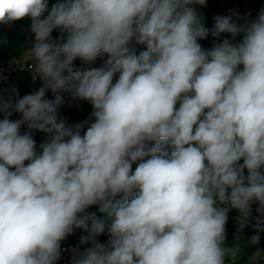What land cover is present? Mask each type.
Here are the masks:
<instances>
[{"label":"clouds","instance_id":"9594fccd","mask_svg":"<svg viewBox=\"0 0 264 264\" xmlns=\"http://www.w3.org/2000/svg\"><path fill=\"white\" fill-rule=\"evenodd\" d=\"M206 4L0 0V26L31 21L25 51L41 81L23 96L0 91V264H57L75 228L90 246L71 264H226L238 251L225 246L229 213L239 240L253 205L248 244H259L264 8L209 29L196 7ZM64 94L91 105L87 120L60 115ZM96 205L106 218L86 214ZM248 264H264V250Z\"/></svg>","mask_w":264,"mask_h":264},{"label":"rangeland","instance_id":"374dc122","mask_svg":"<svg viewBox=\"0 0 264 264\" xmlns=\"http://www.w3.org/2000/svg\"><path fill=\"white\" fill-rule=\"evenodd\" d=\"M57 0L55 1V3ZM198 11L201 14L204 26L212 29L214 26V17L217 15L220 16H228L232 15L233 19H236V15L238 14L239 17L242 19L247 16L249 19H254L261 8H264V2L263 4L259 5L254 0H207V4L205 7L196 6ZM248 9V11H246ZM246 11V12H245ZM47 13H45L46 15ZM250 14V15H249ZM31 21L29 19H23L21 21L13 23L11 26H0V38H3L6 42L0 47H3L7 49L8 57H13L17 55L18 53H21L23 60L27 61L29 63L31 60L29 59V56L25 49H30L34 43V38L31 36L29 28H30ZM53 38H56L59 36L58 30H54ZM223 38H230L228 34H222V37L220 38L219 42L222 41ZM241 37H237V40H239ZM102 63L101 60H97L96 64L94 66H100ZM74 65L76 67L81 66V62L79 60L74 62ZM25 78L21 81H19V84L28 90L29 93L33 92L35 88L39 85H41V81L37 85H33L31 81L28 78V74H24ZM10 84L8 85L9 88L11 87L13 89L14 82L10 81ZM17 88L20 91L21 96H23V93L21 91V86L19 87L16 85ZM8 88V89H9ZM65 103L68 109L71 111L72 114L74 112H79L83 116V121L87 120L89 118V115L92 111V107L89 103L85 101L75 100L72 99V97L69 94H65ZM179 105L177 104V107ZM12 119H19V114H14ZM74 123H79L81 121H74ZM24 129L22 128V132ZM44 139V134L39 137L38 139H35L37 142V145L41 143ZM103 219V217L99 218ZM91 221H89V224ZM83 229L75 228L71 235L78 236ZM236 238V236H235ZM230 239L226 237L225 234V246L228 248H234L238 249L235 259L233 260L231 257H229L226 260V264H238L241 262V257H243L244 252H247L248 249V241L241 237L239 240L236 239L235 242H232V245H229ZM248 261H244V264H247Z\"/></svg>","mask_w":264,"mask_h":264},{"label":"trees","instance_id":"16d2710c","mask_svg":"<svg viewBox=\"0 0 264 264\" xmlns=\"http://www.w3.org/2000/svg\"><path fill=\"white\" fill-rule=\"evenodd\" d=\"M56 0H47V3H48V10L51 9L52 5L55 3ZM256 3H258L259 5L263 4L264 0H254ZM246 11H248V9H246ZM245 11V12H246ZM47 13V12H46ZM31 36L34 38L33 34L30 32ZM220 40V39H219ZM218 40V42H219ZM139 50H146L144 49L143 47H141ZM21 56V53H18L17 55L13 56V57H8V52H7V49L3 48V47H0V58H3L5 60H15L17 57ZM22 61L27 63V61L23 60V57H22ZM31 63V61L29 62ZM24 74H28V78L30 80V73L29 72H20V73H17V74H14L11 78L10 81L14 82L13 86L14 87H17L16 85H18L19 87L21 86L19 84V81L23 80L25 78V75ZM0 76H2L0 74ZM3 77V76H2ZM4 79L0 80V91H3V93L5 95H8L10 90L12 89L11 87L9 88V82L8 79H6L5 77H3ZM23 84L22 83V86H21V91L23 93V95L25 94H30L28 92V90H26V88L23 87ZM41 85L37 86L35 88V90H37ZM9 88V89H8ZM47 98L51 99L52 98V94L51 92H48L47 94ZM65 95V94H64ZM60 111V115L61 116H66L68 117L69 119H71L72 121H83V116L79 113V112H74V114L71 113V111L68 109V107L66 106V103L64 105H62L59 109ZM242 163V161H241ZM87 215L91 216V215H95L96 218H101L103 217L106 218V213L102 212L100 210V206L99 205H96V206H92L90 207L89 209H87V212H86ZM237 231H238V225L237 223L233 222V221H228L227 224H226V237L228 239H230V243L229 245H232V242H235L236 241V238L235 236L237 235ZM256 233H254L253 231H251L249 228H245L243 233L241 234V237H244L247 241L249 240V238L252 236V235H255ZM88 233L83 230L81 231V233L76 236V235H71L69 234L65 239H63L61 242H76V241H80L82 237L84 236H87ZM104 235H100L99 237L97 238H102ZM257 248L261 249V250H264V240L263 239H260V242L259 244L257 245H251L249 244L248 246V249H247V252L245 251L244 252V255L243 257H241V262L238 263V264H244V261H248V258L257 250ZM248 264V263H247Z\"/></svg>","mask_w":264,"mask_h":264},{"label":"built area","instance_id":"2783aa9c","mask_svg":"<svg viewBox=\"0 0 264 264\" xmlns=\"http://www.w3.org/2000/svg\"><path fill=\"white\" fill-rule=\"evenodd\" d=\"M217 42H218V40H214L211 36H209L207 39H203V40L199 41V43L201 44V46L204 49L211 48L214 45V43H217ZM31 63L23 62L22 61V55L17 57L15 60H5L3 58H0V74L3 77H5L6 79H8V81H10L14 74H17L20 72H26V71L30 72ZM30 81L33 85H37L40 83L39 78H37L36 80H33L31 74H30ZM13 88L18 89L17 87H13ZM19 94H20V91H19ZM20 96H21V94H20ZM62 117L64 119H66V121L69 124H74V122L71 119H69L68 117H66V116H62ZM25 130L26 129H24V131ZM42 135H43V133L37 131L34 133V139H38ZM256 207H257V205H253V212H252L253 219L249 222V224L247 226V228H249L254 233H256L255 229H254L255 217L257 216V213L255 211ZM237 217H238V213L235 210H232L229 213L228 221H233V222L237 223ZM260 237H261V239L264 240V232L260 233ZM97 239L101 243H105L107 241L108 237H107V235H104L102 238H97ZM80 241L61 242L60 245H61V250H62V258L57 262V264H71L73 249H80L82 251L85 247L90 246V245H82L80 243Z\"/></svg>","mask_w":264,"mask_h":264}]
</instances>
